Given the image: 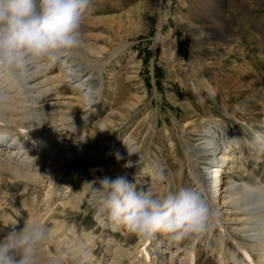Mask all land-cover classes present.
<instances>
[{
  "label": "rangeland",
  "instance_id": "1",
  "mask_svg": "<svg viewBox=\"0 0 264 264\" xmlns=\"http://www.w3.org/2000/svg\"><path fill=\"white\" fill-rule=\"evenodd\" d=\"M93 4L94 13L82 24L83 46L91 48L94 54L98 53L96 56L99 58H96L102 62L101 67H95L97 69H86L81 77L84 81L91 79L96 96L101 94V98L95 101L92 115L85 124L76 123L74 128H66L62 122L56 121L52 141L67 145L66 153L70 160L65 166L67 168H62L63 176H58L57 171L53 179L56 189L54 200L60 191L65 190V186L69 187L68 195L73 198L75 188L70 178L76 170L85 173L82 181L87 182L104 176H119L109 174L108 168L117 162L116 154L121 156L125 143L128 145L133 142H137L140 148L134 154L142 162L139 166L150 162L149 165L153 167L158 162L164 166L167 176L164 185H157L151 175L130 173L131 170H128L127 179L135 183L137 188H151L158 193L179 187L200 191L190 166L204 178L208 157L203 154V141L197 140L193 128L187 127L183 131L181 126V120L194 108L203 111L209 126L216 130V134H210L216 139L215 142L219 141L218 137L233 142L236 139L244 141L245 151L236 163L244 165L239 169L234 168L230 176L235 177L240 184L243 177L252 173L253 184L262 186L264 152L254 153L251 143L256 134L264 133V0H93ZM131 29H139V32L128 34ZM198 29L209 36L195 40L192 31ZM121 43L124 47L114 51V55L103 66L107 54L120 47ZM58 65L56 63L52 67L53 75L59 73ZM78 65L75 66L77 70L80 69ZM31 70L35 72L33 76L24 78L30 83L28 86L34 83H39V87L44 85L46 82H42V79L46 76L43 73L48 70L41 73L37 67ZM59 92L61 95H54L53 100L42 98L39 102L40 107H54L51 116L57 120L65 106L56 103L73 101L76 96L68 82ZM8 95L13 96L14 93ZM87 113L89 111L84 112ZM126 113L127 117L124 118ZM173 116L178 119L176 124ZM104 121H111L104 130L105 138L92 148L81 145L79 140L87 132L101 128ZM10 138L6 136L2 139L7 141ZM111 141L117 143L109 145ZM24 142L29 143L26 139ZM178 144L180 148L176 150L174 147ZM33 148L31 151L35 150ZM252 153L255 159L251 157ZM175 163L178 165L175 166ZM179 169L183 171L181 181L177 179ZM44 171L41 169V172ZM211 176L207 177L208 185H211ZM9 178L8 175L0 176V201L8 204L4 209L17 218L11 203L19 204V207L35 195L36 211L43 215L46 206L39 199L40 192L35 189L36 185L11 181ZM174 178L178 181L177 185H173ZM44 180V184L48 185V178L44 177ZM50 204L56 210L54 217L76 227L80 242H85L83 230L94 236L93 260L97 263L109 264L115 256L121 260L116 264H131V256L127 253L134 251L137 244L142 245L141 238L122 226L120 230H113V222L98 212V206L91 197L84 202L82 209L67 208L65 214L59 205ZM217 211L226 220L220 216L217 227L198 239L196 251L200 252V256L197 264H219L216 248L220 246L221 240L229 244V247H225L226 252H229V248L237 251L234 240L248 241L233 231L235 225L229 220L234 216L233 211L228 207ZM101 218L103 222H100ZM220 225L225 228V232H221ZM170 242L174 241L157 234L144 247L150 252L151 260L155 259L160 264L170 257V253L162 254L159 247H167ZM185 242L181 241L180 244L186 245ZM116 244L120 248L113 250L114 253L110 248ZM48 248L52 255H57L54 242L49 243ZM255 253L254 259L258 261L259 252ZM181 257L182 254L175 256L176 264ZM68 260L70 262L67 264H72ZM140 262L134 264H147L145 261Z\"/></svg>",
  "mask_w": 264,
  "mask_h": 264
},
{
  "label": "bare ground",
  "instance_id": "2",
  "mask_svg": "<svg viewBox=\"0 0 264 264\" xmlns=\"http://www.w3.org/2000/svg\"><path fill=\"white\" fill-rule=\"evenodd\" d=\"M134 32H139V29H131L128 34H133ZM206 36H209V34L203 30L198 29L192 31V37L195 40H201ZM118 47L109 55L107 54V58H105L103 61L104 63H102L103 66L108 59L114 55L113 52L123 48L124 44ZM94 53L95 52H93L91 48L89 49L82 46L75 54L64 57L57 62L59 63L58 68L60 71L56 75L51 73L52 67L45 68L41 64L33 66L32 68L37 67L40 73L48 70L43 73L46 77L42 79V82L46 83L40 87L38 86L39 83H34L31 87L30 85L28 86L30 83L24 80L26 77L10 72H0V90L7 94H10V92L14 93L13 96L9 95V106L6 109L0 110V176L8 175L10 176L9 179L15 182L34 183L36 185L35 189H39V199L42 205L46 206L43 210V215H39L36 211L37 205H35L37 196L34 195L31 197V200H27V203L26 201L23 202L19 207V204L15 205L12 201L13 203H11V205H13L11 207L17 214V218H14L4 209V206L8 204H2L0 201V238L7 235L13 228L16 230L22 228L26 219L29 221H37L45 225L50 229L51 235L50 239L40 250L43 264H46L51 257H56L59 260V264H63L64 262L67 264V262H70L69 260L66 261L68 258L71 260L72 264H100V262L97 263V261L93 260L95 257L92 250L94 247V245H92L94 236L83 230L82 236L85 238L86 243L83 241L80 242L76 227L74 225H68L66 220L59 221V219L53 216L56 210L50 207L51 202L52 204H57V206L59 205L61 207L62 213L65 214L67 208H72L73 210L82 209L84 207V202L91 197L89 188L86 186L82 187L84 183L87 182L82 181V176H84L85 173H80L76 170L71 174L70 178L75 188L73 198H70L68 195L70 192V190H68L69 187L65 186V190L60 191L58 197L54 200V197H56V189L53 179L57 171L58 176H63L64 171L62 168L67 166L70 156L66 153L68 151L67 145L52 141L54 139L52 134L56 127V121L62 122L66 128H74L73 125L75 126L76 123L85 124L89 116L92 115V107L96 105L95 101L101 98V94L96 96L95 89L92 88L91 85V79H86L84 81L81 77L83 73L85 74L86 69H97L95 68L97 65L101 67L100 63L102 60H99V56H96L98 53ZM74 60L77 61L74 62ZM77 64H79V70L75 68ZM34 73L35 72L31 70L29 76H33ZM67 82L69 85H72V89L76 96L73 101L66 103L59 101L56 103L65 106L61 109V114L60 116L58 115L59 119L57 120L55 117L51 116V111H54V107H40L39 102L42 98H52L51 100H53L54 95L60 96L59 89ZM35 92H38V94H34ZM190 110L191 112L187 113V116L181 120L182 129L185 131L184 129L187 127L193 128L192 132L197 137V140L203 141L201 143L203 144L201 146L204 151L203 154L208 157L206 162L208 167L205 175H203L205 176L204 178L190 166V172H192L196 181L195 184L215 210L228 207V209L233 211L232 215L234 216L229 218L235 225L233 231H236L241 237L248 239V241L234 240L237 251H232L229 248L227 249L229 252L225 250L226 245L229 247V244H226L223 240L219 241L220 246L216 248L217 261L219 264H228L229 262H234L235 264H264V184L262 186L253 184L252 173L243 177L242 180L239 179L243 181L240 184L237 183L239 181L234 179L235 177L230 176L234 168L239 169L244 165L236 164L241 154L245 151L244 141L236 139V141L233 142L232 140H224L218 137L219 141L215 142L216 139L210 134H216V130H214V127L209 126L204 118L203 111H199L198 108ZM85 111H89V113L84 114ZM171 112L172 111H170V113ZM127 114L128 113L124 114V118L127 117ZM173 120L176 124L178 119L173 116ZM110 122L111 121H104L101 128H96L92 132H87L85 136L83 135L84 138H79L81 145L92 148L97 142L103 140L105 138L104 130L109 127L108 125ZM6 136H10L11 138L7 141H3L2 138ZM23 138L24 140H28L29 143L26 144ZM131 141H133V139H131ZM206 141L208 143H205ZM116 143V141H111L109 145H114ZM29 145L32 147L29 148ZM11 146L15 147L11 148ZM119 147H122V145ZM251 147L254 153L264 152V133L255 135ZM9 148L11 149L7 151ZM32 148L35 150L31 151ZM174 148L179 150V144ZM139 150L140 148L137 142L128 145L125 143L121 151V159L108 168L109 174H126L127 176L128 170H131L130 173L149 174L153 177L154 169L149 165L150 162H145L143 166H139L142 162H139V158L134 156ZM254 153L250 154L252 158L255 157ZM126 164L129 166L125 167ZM177 165L178 163H175V166ZM41 169L45 171L41 172ZM182 172V169H179L177 175L178 181H181L183 177ZM209 175H213L210 178L211 185L210 183L208 185L207 177ZM44 177L48 178V185L44 184ZM60 179L61 178H59V180ZM177 179L174 178L173 185H177ZM137 184H139V182H137ZM246 198H248V200H246ZM253 199L254 201L250 203L249 201ZM28 203L29 205H27ZM231 211L229 213H231ZM217 212L219 217L221 216V218L226 220L224 215L219 211ZM48 220H52V222H48ZM16 221L17 223L15 225ZM100 222H103L102 218ZM111 228L113 230L121 229L120 225L115 223L112 224ZM220 229H222L221 232L226 231L224 227L221 228V225ZM149 241L150 240L146 241L140 239L142 245L137 244L138 246L136 245L137 248L134 251L127 250L129 251L127 255L129 257L131 256V264L142 263L140 261H145L147 264H158L155 262V259L151 260L152 257L150 256V252L144 247V245L149 244ZM185 241H187L185 242L187 243L186 245L174 241L173 243H168L167 247H159L162 254L170 253V257L161 261L160 264H176L175 256L177 254H182L178 264H197L200 256V252L198 253V251H196L198 239ZM51 242H54L56 245L57 255H52L49 251L48 247ZM115 246L117 247L112 249V247ZM115 246H111V251H116L120 248L117 244ZM174 248L176 250L175 252L169 251ZM256 251L259 252L258 261L254 259ZM119 262H121V260H118L114 256L109 264H116Z\"/></svg>",
  "mask_w": 264,
  "mask_h": 264
},
{
  "label": "clouds",
  "instance_id": "3",
  "mask_svg": "<svg viewBox=\"0 0 264 264\" xmlns=\"http://www.w3.org/2000/svg\"><path fill=\"white\" fill-rule=\"evenodd\" d=\"M94 11L93 0H0V72L27 77L37 64L51 68L75 54L83 46L82 24ZM9 104V95L0 90V110ZM116 159H121L119 153ZM153 169L155 183L164 185V166L157 162ZM85 186L99 213L146 241L157 234L175 242L197 240L219 222L218 212L191 187L158 193L137 188L126 174ZM50 235L48 227L26 219L22 228L0 238V264H43L40 250ZM46 264L59 260L51 257Z\"/></svg>",
  "mask_w": 264,
  "mask_h": 264
}]
</instances>
